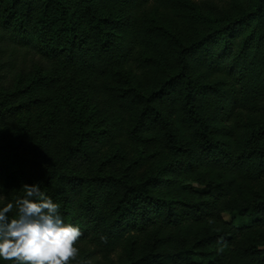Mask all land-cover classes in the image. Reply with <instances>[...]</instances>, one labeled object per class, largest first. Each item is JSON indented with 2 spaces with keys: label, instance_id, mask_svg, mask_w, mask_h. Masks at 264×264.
I'll return each mask as SVG.
<instances>
[{
  "label": "trees",
  "instance_id": "16d2710c",
  "mask_svg": "<svg viewBox=\"0 0 264 264\" xmlns=\"http://www.w3.org/2000/svg\"><path fill=\"white\" fill-rule=\"evenodd\" d=\"M199 2L0 0L1 124L52 86L6 89L17 50L94 80L31 141L0 136V205L42 181L97 257L264 264V0Z\"/></svg>",
  "mask_w": 264,
  "mask_h": 264
},
{
  "label": "clouds",
  "instance_id": "9594fccd",
  "mask_svg": "<svg viewBox=\"0 0 264 264\" xmlns=\"http://www.w3.org/2000/svg\"><path fill=\"white\" fill-rule=\"evenodd\" d=\"M41 183L24 184L22 197L0 205V262L71 264L77 258L80 228L64 221Z\"/></svg>",
  "mask_w": 264,
  "mask_h": 264
},
{
  "label": "rangeland",
  "instance_id": "374dc122",
  "mask_svg": "<svg viewBox=\"0 0 264 264\" xmlns=\"http://www.w3.org/2000/svg\"><path fill=\"white\" fill-rule=\"evenodd\" d=\"M213 0H200L199 4L204 8L205 13H208L209 8H212L216 12H221L220 5L217 6L212 2ZM220 7V8H219ZM227 9V7H225ZM223 12V11H222ZM16 57H14V66L12 69V74L9 76L6 89L9 87L11 90L15 91L18 84L22 81L24 84L28 85L30 81V73H35V71L41 67H44L45 71H51V90L46 91L43 89L37 91L33 96L40 100L38 106L34 109L26 112L25 114H20L15 116L14 119L8 124L0 123V136L2 138H11V136L16 137L18 134L27 136L31 141L35 131L41 127V125L46 124L50 112L55 108L57 110H68V103L73 100L80 104L82 100L88 99L94 95L92 83V77L88 74L78 75L72 70H67L63 67L57 66L51 62H41L40 57L33 55H26L21 51H16ZM8 88V89H9ZM1 94V93H0ZM25 99V97H23ZM18 98L20 102L24 99ZM96 101H92L91 106H94ZM10 130V131H9ZM5 139V140H6ZM125 142V141H122ZM123 152L127 154L130 158L134 157V149L122 143ZM79 248V254L71 264H125L122 261L123 255L121 250L115 252L111 257L101 258L95 256L92 252L93 249L85 244L76 243Z\"/></svg>",
  "mask_w": 264,
  "mask_h": 264
}]
</instances>
